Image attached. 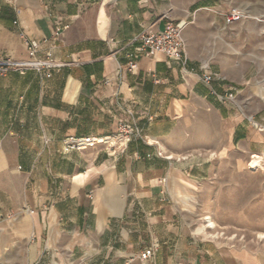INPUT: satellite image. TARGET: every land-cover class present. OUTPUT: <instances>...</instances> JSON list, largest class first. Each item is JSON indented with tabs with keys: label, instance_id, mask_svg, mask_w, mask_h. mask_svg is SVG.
<instances>
[{
	"label": "crops",
	"instance_id": "obj_1",
	"mask_svg": "<svg viewBox=\"0 0 264 264\" xmlns=\"http://www.w3.org/2000/svg\"><path fill=\"white\" fill-rule=\"evenodd\" d=\"M174 4L0 0V60L29 58L24 32L40 42L37 57L53 62L42 72L0 73V232L29 248L27 264H50V249L67 243L82 264H126L151 246L154 264H264V249L204 240L205 223L193 233L176 205L184 185L207 182L213 157L220 163L237 139L263 150V136L248 133L200 81L203 68L221 69L211 67L209 46L188 40L186 68L157 56L129 70L135 39L178 20ZM61 19L72 25L56 37ZM215 87L221 92V82ZM128 110L144 140L116 154L105 144L65 150L70 136L115 134Z\"/></svg>",
	"mask_w": 264,
	"mask_h": 264
},
{
	"label": "rangeland",
	"instance_id": "obj_2",
	"mask_svg": "<svg viewBox=\"0 0 264 264\" xmlns=\"http://www.w3.org/2000/svg\"><path fill=\"white\" fill-rule=\"evenodd\" d=\"M174 18L186 20L188 40L198 49L202 41L211 49V67L220 66L221 91L233 90L234 105L221 108L239 116L248 133L264 138V0H175ZM205 8L195 10L199 6ZM239 9L243 18L225 23V15ZM221 119V143L227 146L229 135ZM244 141L240 143L243 147ZM262 165L250 169L253 154L234 145L221 151V162L214 156L211 177L203 185L185 184V193L177 195L176 205L183 212L191 231L207 226L205 217L217 224L207 230L206 239L218 244L264 249V140ZM190 198H193L190 200ZM50 264H82L73 248L52 247ZM27 246H18L0 232V264H27ZM35 264V263H33Z\"/></svg>",
	"mask_w": 264,
	"mask_h": 264
},
{
	"label": "built area",
	"instance_id": "obj_3",
	"mask_svg": "<svg viewBox=\"0 0 264 264\" xmlns=\"http://www.w3.org/2000/svg\"><path fill=\"white\" fill-rule=\"evenodd\" d=\"M108 1V0H107ZM243 18V14L239 9H233L225 15L226 24H234ZM18 22H15L17 24ZM71 22H65L63 19L58 20L55 24V36L59 37L64 31L71 27ZM188 23L186 20L168 21L162 31L156 33H143L135 39L136 47L130 55L129 70L133 73L138 69L139 59L142 57L163 56L169 61L181 65L183 68L187 66V50L185 40V29ZM27 49L29 58L27 60L16 61L12 59L0 60V73L14 70L24 74L27 71L34 70L42 72L47 68L53 67V62L49 59L42 60L37 57L40 42L31 39L24 32L20 35ZM46 42V40H44ZM200 81L211 89V94L217 101L223 105H234L236 96L233 90L219 91L215 84L221 82V75L211 72L209 69L203 68L200 73ZM129 119L120 120L118 130L115 134L102 136H70L64 140V147L67 152H83L89 148L100 144L107 145L113 154L124 152L129 144L135 140H144L145 134L141 126L134 118L131 110L127 111ZM156 246L145 248L140 252L138 257L129 260L126 264H154L156 254Z\"/></svg>",
	"mask_w": 264,
	"mask_h": 264
},
{
	"label": "bare ground",
	"instance_id": "obj_4",
	"mask_svg": "<svg viewBox=\"0 0 264 264\" xmlns=\"http://www.w3.org/2000/svg\"><path fill=\"white\" fill-rule=\"evenodd\" d=\"M106 1V0H105ZM263 162V157L261 155L258 154H253L252 159H251V163H250V169H256L257 167L261 166ZM206 220V222L208 223L207 227L210 230H214L216 231V229L218 228L217 224L211 219V217H205L204 218ZM209 234V233H207ZM210 235V234H209Z\"/></svg>",
	"mask_w": 264,
	"mask_h": 264
},
{
	"label": "water",
	"instance_id": "obj_5",
	"mask_svg": "<svg viewBox=\"0 0 264 264\" xmlns=\"http://www.w3.org/2000/svg\"><path fill=\"white\" fill-rule=\"evenodd\" d=\"M118 0H108L107 1V5L108 6H111V5H113L115 2H117Z\"/></svg>",
	"mask_w": 264,
	"mask_h": 264
}]
</instances>
